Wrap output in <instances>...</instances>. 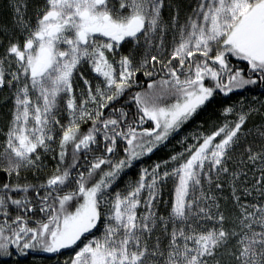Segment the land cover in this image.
<instances>
[{
  "label": "snow or ice",
  "instance_id": "6c2138e0",
  "mask_svg": "<svg viewBox=\"0 0 264 264\" xmlns=\"http://www.w3.org/2000/svg\"><path fill=\"white\" fill-rule=\"evenodd\" d=\"M33 251L264 264V0H0V258Z\"/></svg>",
  "mask_w": 264,
  "mask_h": 264
},
{
  "label": "trees",
  "instance_id": "16d2710c",
  "mask_svg": "<svg viewBox=\"0 0 264 264\" xmlns=\"http://www.w3.org/2000/svg\"><path fill=\"white\" fill-rule=\"evenodd\" d=\"M258 92V90H257ZM256 93H253L255 95ZM191 126H189V129ZM155 159V157H153ZM64 255L67 256L69 253L67 251L64 252ZM63 259L64 257H60ZM56 259L55 256H53L50 253H44L39 251H33L29 254L21 257H13L11 260H8L7 258H0V264H13L14 261H19V264H50L51 261H54Z\"/></svg>",
  "mask_w": 264,
  "mask_h": 264
}]
</instances>
